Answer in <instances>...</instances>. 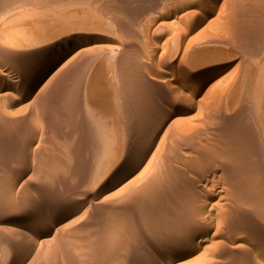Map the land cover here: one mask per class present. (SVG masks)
Masks as SVG:
<instances>
[{
	"label": "rangeland",
	"instance_id": "obj_1",
	"mask_svg": "<svg viewBox=\"0 0 264 264\" xmlns=\"http://www.w3.org/2000/svg\"><path fill=\"white\" fill-rule=\"evenodd\" d=\"M0 111V264H264V0H0Z\"/></svg>",
	"mask_w": 264,
	"mask_h": 264
},
{
	"label": "bare ground",
	"instance_id": "obj_2",
	"mask_svg": "<svg viewBox=\"0 0 264 264\" xmlns=\"http://www.w3.org/2000/svg\"><path fill=\"white\" fill-rule=\"evenodd\" d=\"M212 5V4H211ZM214 5V4H213ZM212 5V6H213ZM211 7V6H210ZM82 43H84V42H82ZM111 52V51H110ZM55 58V57H54ZM81 59V58H80ZM47 62V61H46ZM43 64V63H42ZM42 67V65L41 66H39V68H40V73L42 72L43 73V68H41ZM57 73V72H56ZM95 78V77H94ZM91 86V85H90ZM31 88V87H30ZM33 93L34 92H36V91H38L37 90V87H36V85L34 84L33 85V87H32V90H31ZM28 93H31V92H28ZM4 96V95H3ZM25 110V109H24ZM1 112V111H0ZM12 116V115H11ZM19 116V115H18ZM13 117V116H12ZM26 118V117H25ZM24 119V118H23ZM18 120V119H17ZM19 126V125H18ZM160 126H162V123H160V124H158L156 127H155V131H154V133L157 131V130H159V128H160ZM182 134V133H181ZM129 142V141H128ZM130 143V142H129ZM126 144V143H125ZM41 145V144H40ZM123 146H124V144H123ZM123 148V147H122ZM119 149V148H118ZM117 149V150H118ZM152 149H154V145H153V139H151V141L148 143V146H147V148L143 151V154H142V157H141V159H142V161H144L146 158H148V157H150L151 155H152ZM247 149V148H246ZM41 151V150H40ZM119 152V151H118ZM127 158L126 159H130V157H131V155L130 154H128L127 156H126ZM140 159V160H141ZM36 161V160H35ZM35 163V162H34ZM49 166V165H48ZM45 170V169H44ZM205 171H207V170H205ZM174 174V173H173ZM57 178V177H56ZM72 183V182H71ZM116 186L117 185H113V186H111V187H107V188H104L103 190V193H101V194H108V193H110V191H112V190H114L115 188H116ZM3 191V190H2ZM203 196V195H202ZM63 197V196H62ZM84 197V196H83ZM72 198V197H71ZM59 199V198H58ZM82 199V198H81ZM197 200H198V198H196ZM197 200L195 201V202H197ZM199 202V201H198ZM199 205V204H198ZM205 206H208V205H204V208H205ZM194 207H196V205L194 206ZM212 209V208H211ZM196 210V209H195ZM185 212V211H184ZM69 213H71V212H69ZM190 213V212H189ZM193 213V212H192ZM70 215V214H69ZM172 217V216H171ZM194 217V216H193ZM206 219H204V220H196L195 221V223L193 224V226H189V227H192L190 230H188V229H186V228H183V230H182V236H183V238H185V239H183V242H182V244H185V243H187V239L188 240H190V242L192 241L193 243H195V242H198V243H202V242H205L206 240H207V232L206 231H201V230H199V229H201V228H203V226H205L206 224H208V222L207 221H205ZM186 226V225H185ZM188 226V225H187ZM161 228H163V227H161ZM185 229V230H184ZM193 229L195 230L194 231V233H192V231H193ZM179 230H180V228H179ZM114 234V233H113ZM182 236H181V238H182ZM125 237V236H124ZM243 237V236H242ZM182 240V239H181ZM181 240H179V241H181ZM118 242V241H117ZM176 244H178L179 242L177 241V242H175ZM189 243V242H188ZM187 243V244H188ZM18 244V243H17ZM174 244V243H173ZM25 245V244H24ZM24 245L21 243L20 244V246L18 245V246H16V247H14V253H9V256H7L6 258H5V260H4V264H18L19 263V261L20 260H24V259H26L27 258V256L26 255H28L29 254V250H30V246L29 247H26V245H25V247H24ZM178 245H176V247H177ZM243 246V245H242ZM172 250V249H171ZM243 250V249H242ZM12 252V251H11ZM32 253V252H31ZM30 253V254H31ZM27 260H28V258H27ZM23 262V261H22ZM30 263V262H29ZM23 264V263H22Z\"/></svg>",
	"mask_w": 264,
	"mask_h": 264
}]
</instances>
